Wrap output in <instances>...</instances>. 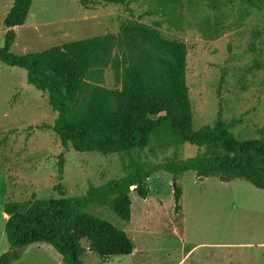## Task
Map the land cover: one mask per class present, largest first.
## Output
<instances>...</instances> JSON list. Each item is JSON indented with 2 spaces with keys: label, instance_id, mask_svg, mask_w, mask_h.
Returning a JSON list of instances; mask_svg holds the SVG:
<instances>
[{
  "label": "rangeland",
  "instance_id": "1",
  "mask_svg": "<svg viewBox=\"0 0 264 264\" xmlns=\"http://www.w3.org/2000/svg\"><path fill=\"white\" fill-rule=\"evenodd\" d=\"M12 1L0 0V46L11 29L3 25V19ZM12 29L17 33L11 47L15 53L94 35L105 37L114 52L148 46L152 32L181 38L188 44L193 128L213 125L220 113L225 121L237 120L231 130L239 139L264 136V0H130L127 5L111 0H33L24 24ZM112 77L109 69L102 72L104 83ZM55 116L47 94L26 82L24 69L0 62V254L8 249L5 202L83 195L89 184L99 186L127 173L130 156L126 153L78 152L70 144L63 146L47 127ZM197 151L190 143L162 147L156 141L143 150L135 149L132 157L149 171V195L143 199L130 192L127 221L107 206L87 210L124 230L135 244L143 236L152 244L149 260L164 259L167 253L177 256L194 242L252 241L264 236V189L242 178H198L192 170L173 182L159 168L167 156L185 159ZM174 183L182 190L181 214L174 213ZM142 227L149 228L148 235ZM81 244L86 249L83 264L141 259L101 258L85 240ZM254 250L228 251L227 256L253 264ZM196 254H207L211 260L220 256L217 248H200ZM9 264L61 263L49 244L32 243Z\"/></svg>",
  "mask_w": 264,
  "mask_h": 264
},
{
  "label": "trees",
  "instance_id": "2",
  "mask_svg": "<svg viewBox=\"0 0 264 264\" xmlns=\"http://www.w3.org/2000/svg\"><path fill=\"white\" fill-rule=\"evenodd\" d=\"M111 1L127 5L130 0ZM32 2L12 1L3 19V25L11 29L4 33L0 62L24 69L26 82L47 94L56 113L47 127L63 146L70 144L78 152H123L130 157L124 176L99 186L89 184L83 195L5 202L8 249L0 254V264L18 259L20 249L32 243L49 244L60 255L61 264H83V240L101 258L130 254L134 245L127 233L87 209L107 206L119 218L130 219V192L143 199L149 195V171L132 152L152 141L162 147L183 143L198 147L194 156L185 159L165 157L159 168L173 182L192 170L198 178H242L264 189V136L239 139L231 130L237 120L225 121L220 113L213 125L193 128L185 40L152 32L148 46L114 52L105 37L94 35L15 53L11 47L17 33L12 27L24 24ZM107 69L113 75L110 83L101 79ZM202 148L206 150L200 152ZM174 184V213L181 214L182 190Z\"/></svg>",
  "mask_w": 264,
  "mask_h": 264
},
{
  "label": "crops",
  "instance_id": "3",
  "mask_svg": "<svg viewBox=\"0 0 264 264\" xmlns=\"http://www.w3.org/2000/svg\"><path fill=\"white\" fill-rule=\"evenodd\" d=\"M6 217L7 215L4 214ZM144 234H147V231L149 228L142 227L141 228ZM171 234L174 233L170 232ZM142 234V235H144ZM148 235V234H147ZM143 236H140V241L138 244H135L133 242L134 248L133 251L128 254L127 256L135 257L138 256L141 259L138 261H131L129 263L125 264H241V261H239L238 257H235L234 259H231L227 256L228 251H242L245 248H254L255 250V256L253 259V264H264V236L259 237L255 240H246L244 238H234L229 239L220 243H207V242H194L190 243V247L186 251H184L182 254H177V256H168L169 253L165 254L167 255L164 259H147L148 252L150 248L152 247V244L148 243L146 239L141 238ZM180 242H183V240H180ZM200 248H207L209 250H212L214 248H217L219 251V259L218 260H211L210 257L206 255H198L196 254L197 250ZM164 251V250H163ZM169 251V250H165ZM143 257V258H142Z\"/></svg>",
  "mask_w": 264,
  "mask_h": 264
},
{
  "label": "water",
  "instance_id": "4",
  "mask_svg": "<svg viewBox=\"0 0 264 264\" xmlns=\"http://www.w3.org/2000/svg\"><path fill=\"white\" fill-rule=\"evenodd\" d=\"M174 186H175V184H174Z\"/></svg>",
  "mask_w": 264,
  "mask_h": 264
}]
</instances>
